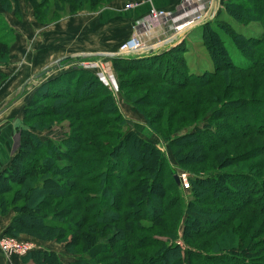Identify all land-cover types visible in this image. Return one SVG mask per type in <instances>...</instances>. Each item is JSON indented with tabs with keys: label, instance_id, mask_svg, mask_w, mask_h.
Returning a JSON list of instances; mask_svg holds the SVG:
<instances>
[{
	"label": "trees",
	"instance_id": "16d2710c",
	"mask_svg": "<svg viewBox=\"0 0 264 264\" xmlns=\"http://www.w3.org/2000/svg\"><path fill=\"white\" fill-rule=\"evenodd\" d=\"M29 1L37 22L48 24L113 0ZM0 7L20 15L19 0H0ZM224 8L226 16L197 28L212 68L203 70L198 56L195 66L180 60L176 68L169 60L172 81L155 70L161 55L186 50V40L162 53L112 58L114 69L136 72L130 91L153 80L174 87L160 105L177 107L156 116L163 136L169 139L175 124H195V132L169 139L176 162L192 165L190 199L162 150L137 131L124 132L128 122L104 107L113 98L107 88L90 72L73 68L40 86L24 118L27 125L63 114L73 120L72 131L62 135L36 122L20 129L19 147L0 172V217L14 212L6 234L66 241L80 255L68 264H264V165L248 164L262 149L250 138L264 137V0H225ZM14 40L0 12V63L10 61ZM66 59L65 65L79 61ZM4 78L0 73V85ZM190 87L199 91L190 93L188 107L178 94ZM233 91L249 96L226 104ZM47 99L53 107L34 108ZM182 112L186 116L176 122ZM218 112L227 114L222 132L201 125ZM40 127L49 129L46 140L37 134ZM234 163L241 167L228 170ZM24 258L66 264L49 250L35 249Z\"/></svg>",
	"mask_w": 264,
	"mask_h": 264
},
{
	"label": "rangeland",
	"instance_id": "374dc122",
	"mask_svg": "<svg viewBox=\"0 0 264 264\" xmlns=\"http://www.w3.org/2000/svg\"><path fill=\"white\" fill-rule=\"evenodd\" d=\"M132 1H136V0H127L126 4ZM24 2H26L27 5L28 3L29 5H31L32 10H33L32 15L34 16V9L30 1L24 0ZM209 4L210 2L208 3V5ZM224 4H225V1H223V6L221 7V11H219V13L215 17L226 16L224 15L226 14L224 10L225 9ZM19 6H20V3H19ZM104 7L96 11H91V12H88V11L78 12L74 15L65 16L58 21H54L48 24H41L38 22L36 26L31 25V23L25 24L24 23L25 21L24 22L22 21L23 16H22L21 11H20V15H18L13 11H6V10L1 9L0 7V12L3 14L7 23L14 31L15 40L11 45V49H10L11 55L13 53L15 54V52L16 53L18 52V55H19V57H16V58L14 56H11L10 61L7 63H0V65H3L8 72V74H5L4 84H8L5 90L7 91V94L10 95L7 99L0 102V110L12 105L13 100L17 98H21L22 101L20 102V104H18V108L15 107L16 109H14L16 115L19 114V111H22L21 117L22 116L23 117L21 121H19L18 123L19 124L18 129L27 128L28 126H30L29 124L36 122L38 124L43 123L45 127L48 124L47 126H51L50 129H53L56 132L60 131L62 135L64 132L69 133L72 131L71 130L72 128L70 125L73 122V120L66 115L62 114V115H57L53 117L45 116L39 119L38 118L35 120L33 119L27 125H25L24 123V118H25L26 112L27 114L28 113L30 114L31 109H28V107L30 106L29 105L30 101L36 96L37 90L40 88V86L46 83V81L58 76L59 74H62L63 72H68L72 70L73 68H80V69L86 70L87 73L90 72L91 74L96 76L97 80H99L104 85L103 87L107 88V91L109 92V96L113 97L111 98L110 101H108V103H105L104 107L105 108L112 107L114 111L116 112V113H113L112 116H116V115L120 116L121 118H123L125 121L128 122L127 124L123 125L122 127L123 131L124 132H128L131 130L137 131L142 137H144V139L150 142H153L157 147H159L162 150L163 154L166 155L168 163L171 166V168L174 170L175 175L177 174L180 176L182 174H186L188 178H190V176L192 175L190 172V168L192 167V165H189V164L182 165L176 162L173 156V153H172L174 149L173 147H171L169 139H175L178 136H182L184 134H190V133L195 132L196 131L195 124L190 123V122H186L185 124H182L181 126L175 124L173 133H171V137L169 139H167L168 137L163 136V134L159 132L160 122L156 121V116H158L159 114L165 113V111L169 109H175L177 107V105L173 103H168V105L166 106L160 105V102L167 100V99H164L165 94L167 92H170L172 88L174 87H172L170 83H166V82H160L156 84L155 81L153 80L152 82H150V84L149 83L145 84L144 85L145 87L144 86L142 88L140 87V89L137 91H130V88H129L130 82H131L130 80L132 77L135 76L136 72H131L127 69H124L122 65H121L122 67L116 66L114 69L113 61H112V58L110 57V54L117 53L121 44H123L125 40L129 38L130 32L133 31V27L131 26L130 21L128 19H125L121 14H118L117 26L115 27V40L112 44H110V42H108L106 37L104 36V32L106 30L104 23L101 24L100 28L97 31L99 33L102 32L100 40L97 39L98 37L92 38L88 36V34L86 33V31H90L93 29V25L87 26L86 23L91 22L93 24L94 20H97L98 18H100V16H102L103 13H106L107 11L106 12L102 11ZM215 17H213L212 19H214ZM30 18L32 19V17ZM75 18L81 19L83 21L82 22L83 26L86 25L85 29H83L86 35L80 34L77 37H75L74 34L73 35L71 34L72 35L71 38L75 40L76 42L82 41V39L85 38V40H83L85 42L84 50L82 47H80L78 48L79 50H76L74 53L61 57L59 59L60 60L59 63H57L58 60H56L53 62H48L44 66H41L38 68L31 67L29 59L27 57L26 58L24 57L21 60H19V58L22 56L24 52H26L27 54H30L28 53L30 49L33 51V53L36 52V50L38 49V40L39 38H42L46 30H51V28H53V25H55L56 23L60 21L68 20V19L72 20ZM199 30L200 29L196 28V30L191 31V33L189 34L187 38L183 39L184 41L186 40L188 43L187 46H184V49L186 50L182 52H174L173 55H171L170 53L166 55H161L162 57L158 58L157 62L163 59V63L161 62V65H158L157 69L155 70H158V72L161 73L163 78H166V80H169V81L170 80L172 81L175 78L174 76H172L171 73L169 74L168 72L169 70L168 67H170V65L168 64L169 60H171V66H174L176 68H179L177 65V62L180 60L184 62L187 61L188 64L195 66L196 65L195 59L198 58L199 56L201 57V64H202L201 67L203 70L207 68H212L210 60L208 58V52L206 48L202 45L203 43L201 39L197 37V34H198L197 32ZM48 32H51V31H48ZM48 34H52V33H48ZM144 36L145 35L141 36V38L145 43H147L146 42L147 39L146 37L144 38ZM159 41L160 40L154 43H157V44L162 43V41L160 42ZM182 42L179 43L178 45L181 46ZM30 43H32V47H29ZM178 45H176V47ZM169 49L170 48L168 49L162 48L159 51H161L160 53H162V52H166V50L168 51ZM79 52L83 53L84 56L76 57L75 55ZM205 57L207 58L205 59ZM66 58L77 59L79 61H82L83 64L82 62L81 64H78L79 63L78 62V63H74L76 65H69L67 67L65 66V64L67 63ZM202 59H203V63H202ZM93 62L97 63V65L94 66ZM61 64H63L65 67L59 68L58 65H61ZM20 70L21 72L18 73ZM105 71H107V73ZM140 72H145V71H140ZM42 73H44L45 75L38 77V75ZM17 78L19 79L17 80ZM11 84H14L13 85L14 88L7 89L9 86H11ZM132 86L134 87V85ZM149 88L150 89L153 88V90H150L147 92L146 90ZM158 89L162 93H158L159 92L157 91ZM197 91H199V89L197 88H193V87H190L188 89L186 88L185 91L180 92L178 96L186 99L187 104H189L188 107H190L191 106L190 104L192 102L191 101L192 99L190 100L191 98L190 93L194 95L195 93H197ZM242 96H249V95L245 94L243 91L241 92L233 91L229 97V101L228 100L226 101V104L233 105L234 103L237 105L239 104L241 100L240 97ZM257 96H261V95H257ZM261 97H263L261 99H264V96H261ZM98 100L99 99H96L95 101L87 102L85 103V105L86 106L92 105L95 102H98ZM36 103H37V106L35 105L36 107L34 108L36 109L43 108L44 110L51 106L53 107V105L55 104L53 100H48V99L43 100V101L41 100ZM14 111H12L11 114H14ZM260 112L262 113V109H260ZM188 113L191 115L189 110H188ZM189 114L187 116H190ZM215 115L216 116L212 119L211 117H209L210 115L209 116L206 115L201 125L203 126L204 122H207L209 124H212L210 129L213 132L215 131L222 132V129H224L223 122L226 123L227 119L225 117L227 114L218 112ZM185 116H186L185 112L179 113L175 116L176 117L175 121L177 122V119H181ZM203 116H201V118H203ZM241 123H244V121H241ZM220 124H222V126H220ZM48 131L49 129L47 128L41 129L40 127L39 130H37V134L43 140H46ZM205 132L207 131H204V133ZM250 139L255 142L256 146H258V144L261 143L262 149L261 151H259L260 147H258L257 152L260 154H256L255 159L248 161V164L249 162L251 164L254 162H258L259 160H263L261 161V163H263L264 165V137H258L254 135ZM236 144H237V141H236ZM243 166L245 167L244 164ZM240 167H241L240 163H234L228 167V170H232V171L236 169L238 170V168ZM183 190L185 191L186 200L190 199L191 185L189 189L183 188ZM64 204L65 202L63 203V205ZM10 216L13 218L14 216L13 211H11L9 214L5 216L0 217V220L5 219ZM12 218H11V221H12ZM69 218H71V216L63 217L62 220L67 221ZM183 232H184V223L181 224L180 229H179V235L181 237L179 239V243H181L182 245H184V242L182 240ZM0 233L6 236L13 237L11 235L6 234L5 232L0 231ZM71 236H72V233H66V238H69ZM14 238H17L23 242L32 243L36 247V250L55 251L58 253L62 261L65 262L66 264L70 263L74 259L78 258V256H80L77 253L71 252L67 249L66 241L43 240V239H39L34 236H31L29 234H20ZM15 258L17 259L21 258V262L23 264H36L32 259L21 257L18 254L16 255Z\"/></svg>",
	"mask_w": 264,
	"mask_h": 264
},
{
	"label": "crops",
	"instance_id": "0c3cea01",
	"mask_svg": "<svg viewBox=\"0 0 264 264\" xmlns=\"http://www.w3.org/2000/svg\"><path fill=\"white\" fill-rule=\"evenodd\" d=\"M141 1L142 2L139 6L132 9H126L125 4L127 0H113L107 6H105L104 9H102V11H107L106 13H103L100 18L94 20L93 24L91 22L86 23L87 26L93 25V29L90 31H86V33L88 34V36L92 38L98 37L97 39L100 40L102 32L99 33L97 31L100 28L101 24L104 23L106 29L104 32V36L106 37L107 41L112 44L115 40V27L117 26L118 14H121L125 19H128L130 21L131 26L133 27V31L130 32V36L129 38H127V40L136 34H140L141 36L145 35L144 38L146 37L147 44H157L154 42L158 40L162 42L166 41L174 32V23H168L167 25L158 23L153 29L147 30L143 22L144 20L148 19V13L151 8L177 11L183 5L184 0ZM215 1H217V6L214 8V16H216L219 11H221L223 1L225 0H192V6H202L203 11L209 12L213 8ZM209 2L210 4L208 5ZM19 3L21 8L20 11L22 12L23 16L22 21H25V24L31 23V25L36 26L38 22L32 15L33 10L31 5H29V3L27 5L24 0H19ZM30 17H32L33 20ZM82 22L83 21L81 19L75 18L72 20L68 19L56 23L55 25H53V28H51V30H46L42 38H39L38 49L36 50V52L33 53V51L30 49L28 52L30 54L24 52L19 60L27 57L29 59L31 67L38 68L44 66L48 62H53L59 60L65 55L72 54L76 50H79L78 48L80 47H82L84 50L85 42L83 40H85V38L79 42H76L71 38L73 34L75 37L80 34L86 35L85 31H83L86 25L83 26ZM193 30H196V28L189 30L183 39L187 38ZM29 47H32V43L29 44ZM12 56H14L15 58L19 57L18 52H15V54L13 53ZM75 56H84V54L79 52ZM69 65L76 64H74L73 62L65 66L68 67ZM65 66L59 68H63ZM20 72L21 70L18 73ZM0 73H3L4 75L8 74L6 68L3 65H0ZM18 79L19 78H17V80ZM4 82L5 79L2 80L0 86V102L10 96L5 90L8 84H4ZM13 85L14 84H11V86H9L7 89H13ZM21 101V98H17L13 100L12 105L0 110V172L10 165L12 157L17 151L20 144V129H18V123L19 121H21L23 116L21 117L22 111H19V114L16 115L14 109H16L15 107L18 108V104H20ZM12 111H14V114H11ZM11 218L12 217L10 216L0 220L1 232L6 231L9 224L11 223ZM15 257L16 255L6 256L3 252L0 251V264H23L21 262V258L17 259Z\"/></svg>",
	"mask_w": 264,
	"mask_h": 264
},
{
	"label": "built area",
	"instance_id": "2783aa9c",
	"mask_svg": "<svg viewBox=\"0 0 264 264\" xmlns=\"http://www.w3.org/2000/svg\"><path fill=\"white\" fill-rule=\"evenodd\" d=\"M141 0L128 2L125 5L126 9H132L141 4ZM209 12L203 11L202 6H192V0H184L183 5L177 11H168L160 8H151L148 13V19L144 20L143 24L147 30L153 29L158 23L167 25L168 23H174L173 34L164 42L160 44H147L145 43L140 34L132 36L126 40L117 53L110 54L111 58L116 56H134V55H149L158 53L162 48L175 47L183 40L177 38V36L186 30H192L198 28L204 24L207 20ZM213 17H215L213 15ZM212 17V18H213ZM211 18V19H212ZM79 62V63H78ZM75 63L81 64L82 61ZM83 64V62H82ZM94 66L97 63H94ZM92 65V64H91ZM107 73V71H105ZM181 181V187L184 189L190 188L189 178L186 174L179 176ZM36 247L32 243L23 242L17 238L6 236L0 233V251L6 256L19 255L21 257L26 256Z\"/></svg>",
	"mask_w": 264,
	"mask_h": 264
},
{
	"label": "water",
	"instance_id": "95a60500",
	"mask_svg": "<svg viewBox=\"0 0 264 264\" xmlns=\"http://www.w3.org/2000/svg\"><path fill=\"white\" fill-rule=\"evenodd\" d=\"M216 6H217V1L214 2L213 8L209 11V14H208V16H207V18H206L207 21L210 20V19L213 17L214 12H215L214 8H215ZM188 31H189V30H186V31L181 32V33L177 36V38L180 39V40H183L184 36L187 34ZM171 48H173V47H171ZM59 62H60V60L57 61V63H59ZM43 75H45V74L42 73V74L38 75V77L43 76ZM175 179H176L177 184L181 187V181H180L179 175L176 174V175H175Z\"/></svg>",
	"mask_w": 264,
	"mask_h": 264
}]
</instances>
